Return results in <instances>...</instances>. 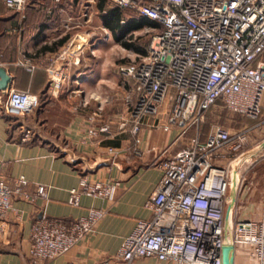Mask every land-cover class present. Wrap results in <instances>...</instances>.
Here are the masks:
<instances>
[{
    "label": "built area",
    "instance_id": "2783aa9c",
    "mask_svg": "<svg viewBox=\"0 0 264 264\" xmlns=\"http://www.w3.org/2000/svg\"><path fill=\"white\" fill-rule=\"evenodd\" d=\"M1 1L24 19L28 0ZM96 1L83 0L81 16H67L61 23L68 38L45 68L50 94L57 93L68 79L66 69L80 62L85 43L80 32L92 22L94 7L90 5ZM110 1L156 23L146 30L154 32L145 53L118 66L124 80L132 81L124 96L134 135L131 152L141 153L137 136L141 117L158 115L166 104V121L160 124L164 131L176 127L181 138L194 128V135L187 137L179 150L155 163L160 178L144 202L151 215L138 219L123 238L118 250L120 264H134L139 257H153L164 264H221L226 241L249 246L255 264H264V187L258 218L233 220L232 207L227 217L224 214L226 192L235 189L237 176L233 178L230 162H223L240 145L239 134L234 143L226 127L215 125L203 141L199 139L205 112L214 105L249 119H257L264 111V0ZM6 90L2 111L8 116L25 117L38 105L36 94ZM125 123L122 119L119 127L124 128ZM17 130L22 142L33 136L25 124ZM109 131L107 124L92 121L86 136ZM107 152L115 155L116 149L109 146ZM26 183L21 175L10 186L0 173V219L12 210L14 196L31 199L24 189ZM117 186L116 180H90L82 175L69 190L67 203L78 205L81 194L112 200ZM36 195L46 197L43 185H37ZM104 214V209L91 207L67 225L42 211L31 224V263L40 264L68 252L93 233Z\"/></svg>",
    "mask_w": 264,
    "mask_h": 264
},
{
    "label": "crops",
    "instance_id": "0c3cea01",
    "mask_svg": "<svg viewBox=\"0 0 264 264\" xmlns=\"http://www.w3.org/2000/svg\"><path fill=\"white\" fill-rule=\"evenodd\" d=\"M82 1L28 0L21 20L17 12L0 0V66L10 77L6 89L27 90L40 101V107L24 120L33 128L32 140L22 142L17 128L10 130L2 115L7 90H0V173L10 186L18 176H24V189L32 195L31 199L14 196L12 210L0 219V264H32L28 256L31 224L42 211L69 225L91 207L105 210L93 233L65 254L40 264H120L118 250L123 238L138 219L151 215L144 202L160 178L155 163L174 154L187 137L194 135V128L181 138L176 127L167 131L161 128L160 124L166 121V104L158 115L141 117L137 134L141 153L131 152L134 135L130 132L124 96L132 81L126 82L118 72L120 62L115 59L121 43L103 25L98 0L90 5L94 7V29L89 23L80 32L85 43L79 64L66 69L68 79L57 93L50 94L45 68L66 43L57 44L65 36L63 19L80 17ZM146 26L149 25L141 28ZM132 52L134 56L140 54ZM27 65L34 68L27 70ZM261 104L264 108V92ZM122 119L126 123L121 129ZM92 121L107 124L109 133L87 138L86 129ZM206 134L201 128L199 139L203 141ZM109 146L116 149L115 155L107 152ZM82 175L90 180H116L114 198L81 194L78 205L68 204L69 190L77 186ZM39 184L45 187V198L36 195ZM250 207L245 213L248 216L242 219H256L257 209ZM226 245L233 248L232 264H255L249 246L227 241L223 246ZM134 264L164 263L153 257H139Z\"/></svg>",
    "mask_w": 264,
    "mask_h": 264
},
{
    "label": "rangeland",
    "instance_id": "374dc122",
    "mask_svg": "<svg viewBox=\"0 0 264 264\" xmlns=\"http://www.w3.org/2000/svg\"><path fill=\"white\" fill-rule=\"evenodd\" d=\"M95 25L92 21L90 24L91 29H94ZM149 27L151 26L135 30L126 36L123 41L134 42L138 47L144 46L154 32L151 30L146 31L149 30ZM99 30L102 29L99 28ZM132 58H134L132 50L125 49L120 44L115 60L122 63L130 61ZM215 125L226 127L233 136L234 143L238 141L237 134L241 138L240 145L237 149L231 150V156L223 162L224 165L230 162L228 168L232 169L233 178L235 175L237 176L235 189L232 187L226 192L224 214L227 217L228 208L232 207L233 220L246 218L248 216L245 214L246 210L250 211L252 209L250 206H253L257 209L256 218H258L261 193L264 187V117L259 116L257 119H249L231 113L222 106L214 105L206 111L200 129H205L208 132Z\"/></svg>",
    "mask_w": 264,
    "mask_h": 264
},
{
    "label": "trees",
    "instance_id": "16d2710c",
    "mask_svg": "<svg viewBox=\"0 0 264 264\" xmlns=\"http://www.w3.org/2000/svg\"><path fill=\"white\" fill-rule=\"evenodd\" d=\"M97 9L103 25L113 33L115 40L120 41L121 45L125 49H131L140 54L145 53L147 43L144 44V46L138 47L134 44V42H126L123 41V39L127 34L130 35L132 31L138 30L144 25L155 26L156 23L154 21L139 15L134 10L119 7L110 0H98ZM67 38L68 36L65 35L57 42V44H62L67 40ZM39 107L40 101L38 97V105L34 109ZM2 115L9 122L10 130L17 128L20 124H25L33 131V128L24 121L27 115L25 117L18 118L8 116L3 111Z\"/></svg>",
    "mask_w": 264,
    "mask_h": 264
},
{
    "label": "water",
    "instance_id": "95a60500",
    "mask_svg": "<svg viewBox=\"0 0 264 264\" xmlns=\"http://www.w3.org/2000/svg\"><path fill=\"white\" fill-rule=\"evenodd\" d=\"M10 81V77L6 73V70L0 66V90L4 91L7 88V84ZM233 248L232 246L226 245L221 248V264H232L233 263Z\"/></svg>",
    "mask_w": 264,
    "mask_h": 264
}]
</instances>
